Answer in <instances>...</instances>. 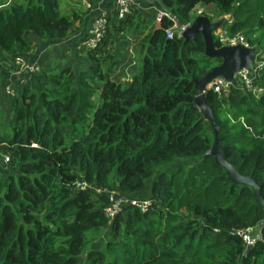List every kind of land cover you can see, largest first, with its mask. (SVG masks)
I'll return each instance as SVG.
<instances>
[{"label":"trees","instance_id":"trees-1","mask_svg":"<svg viewBox=\"0 0 264 264\" xmlns=\"http://www.w3.org/2000/svg\"><path fill=\"white\" fill-rule=\"evenodd\" d=\"M62 1L2 3L0 65L32 50L28 32L55 42L71 35L85 15L64 11ZM141 1H159L182 25L198 5H215L219 18L234 17L232 34L254 47L264 32V0ZM171 27L163 19L147 36L128 86L113 81L111 70L92 69L80 81L68 69L37 74L38 92L27 88L24 104L15 103L12 136L0 134V155L11 154L9 171L0 172V264H264V227L247 254L234 233L257 228L264 206L209 155L213 128L195 104V80L222 60L205 55L202 35L168 39ZM206 99L227 161L254 178L264 200V96L233 88L229 97L209 91ZM83 181L123 194L144 192L152 181L153 207L142 213L126 205L110 226L109 197L76 190ZM105 233L112 241L101 245Z\"/></svg>","mask_w":264,"mask_h":264},{"label":"crops","instance_id":"crops-1","mask_svg":"<svg viewBox=\"0 0 264 264\" xmlns=\"http://www.w3.org/2000/svg\"><path fill=\"white\" fill-rule=\"evenodd\" d=\"M12 1H14V0H0V6L2 5L3 2L9 3ZM15 1L23 3L26 0H15ZM63 2L64 1H62V8H63ZM73 2H75L76 5L79 6V8H81L82 14H84L85 16L83 18V21H76L75 30L71 33V35L67 39L55 42V41L48 40L46 38H39L34 33L28 32L25 35V39L29 44H31L32 50L28 53L18 52V53L14 54L10 57H7L4 64L0 65V107H1L4 115L6 116V119L8 121L11 120V124H12V119L14 116L13 106L15 105L16 102H18L21 106L24 104L23 96H24L26 89L30 88L32 90V92H34V93L38 92L37 91L38 86L32 85L30 83V79L36 75H30V72L26 68L18 66L15 62L16 59L19 58V59L24 60L26 66L40 67V68L43 67V72H42V68H41V72H39V74H41V73H42V75H45V73L47 74V72H45L44 70L46 69V62H49V63L51 62L49 60H51L52 53H55L58 51L61 52V49L64 47L67 49L68 55L70 54L68 49L74 48V50L76 51L75 48H78L77 44L79 43L80 38L83 37L87 33L91 23L93 22L94 17L100 11L107 12L109 14V17H111V15H113V14L115 15L114 17H115V20L117 21L115 24L117 25L116 27L118 28V32L124 33L125 31H127L129 29V28L121 26L122 20H120L118 18L117 14H116V10H115L116 0H95L92 3L94 6L93 11L87 10L86 1L81 2L79 0H73ZM199 6H204V8L197 9ZM209 6H214L216 8V12H214V14L217 16V20H215V19L211 20L212 18H210L208 16L207 17L212 22L220 21L219 10L215 5H206V4L198 5L196 7V9L193 11V15L195 16V18L197 19L198 17L206 16V15H197V10L201 9L206 13L205 9L208 8ZM164 10H165L164 7L162 6V4L159 1L142 2L141 0H136V12L132 13V16H131L132 20L130 22V28H135L136 30L140 29L141 32H143L147 38V36L151 32H154V31L162 28V22L160 24L156 18V24L154 26L153 25L148 26L147 32H144L143 29L140 26H138L142 22L145 23V19L142 20L141 18L142 17H145V18L150 17L151 18V16H153V15H151L152 11L156 15L157 12L164 11ZM87 11H89V12H87ZM114 17H113V19H114ZM226 17H228V16H224V17H222V19H224V18L226 19ZM76 31H78V32L76 33ZM216 31H214L213 34H215ZM257 35H258V38H259V36L262 37V35H264V32L262 30H258ZM62 45H63V47L61 48ZM120 45H128V43L124 42V43H120ZM120 47L122 48V46H120ZM141 57H142V53L139 50V58H140L139 68H138L137 73L132 75V79L135 75L138 74V72L141 68ZM63 58H64V56H63ZM113 64H114L113 66L116 65V63H113ZM122 64H125V63H122ZM68 67L63 69L61 72L69 69L73 73H75L77 78H79L82 75V74H76L77 72L75 70H73L72 68H68ZM135 67L136 66L132 65L127 70V72H126L127 79L131 78L132 70L135 69ZM93 68H95V67H93ZM117 69H118V72L114 75H113L114 72H112V68L107 69L104 73H106L108 70H111L110 71L111 72V79L113 81H115L119 84H123L125 86H128L132 82V79L126 81V79L123 77L122 73L125 70V66H117ZM112 76H113V78H112ZM77 82L80 85V81L78 80ZM98 85H100V87H102L100 82L98 83ZM0 119H1L0 120V123H1L3 118L1 117ZM11 124L7 125V123H6L3 126H0V134L3 133L7 137L10 138L12 136ZM3 156L4 155H0V172H2V171L8 172L9 170L5 166L6 164H5ZM120 194L122 195V197L124 199H126V201H128V203H130V201H134V200H136L138 202H144V201L151 200L150 199L151 189L149 190V192H147L145 190L144 192L137 193V194H123V193H120Z\"/></svg>","mask_w":264,"mask_h":264},{"label":"built area","instance_id":"built-area-1","mask_svg":"<svg viewBox=\"0 0 264 264\" xmlns=\"http://www.w3.org/2000/svg\"><path fill=\"white\" fill-rule=\"evenodd\" d=\"M115 9L118 18L122 21L127 20L129 16L132 14L133 9L136 8V0H116ZM86 7L89 11L94 10V6L92 3L87 2ZM203 10L197 11V15H202ZM109 14L105 11H100L93 19L87 33L80 38L79 43L77 44L79 49H87L90 52L96 50L100 47L106 38L107 28L109 24ZM156 18L158 22L161 24L163 19H169L172 22V27L166 30L167 37L169 39H174L175 37H182V29L179 22L167 11H160L156 13ZM232 21H230V17H226V23L218 29L215 33L218 42L221 47L224 46H244L246 48H252V44L249 42L247 36L243 33H237L235 35H231V30L229 27L231 26ZM189 24L188 26H190ZM256 48V47H255ZM258 49V48H257ZM16 64L23 68H26L30 75L35 73L39 74L40 68L26 66L25 61L22 59H17ZM264 75V56L263 53L256 54L254 62L252 64L251 70L245 68L234 76V82H226L223 79L214 80L209 88L214 93L218 94L220 98L229 97L233 88H238L242 92L251 93L256 100H260L261 95L264 94V84L261 83L262 77ZM242 123L245 124V121L242 120ZM246 126V125H245ZM4 161L7 163V166L10 165L11 154H5ZM76 190H94L97 194L105 193L110 199V205L105 210V214L109 218L110 226L113 224L116 216L121 213L122 209L126 205H134L137 206L141 211L147 212L150 208L153 207V202L151 200L138 202L136 200L126 201L122 197V195L118 191L104 192L101 188L88 184L87 182H79L75 186ZM252 229L241 230L234 232L238 236H240L246 245V251H249L256 245L257 238L252 235ZM263 239V237H262Z\"/></svg>","mask_w":264,"mask_h":264},{"label":"rangeland","instance_id":"rangeland-1","mask_svg":"<svg viewBox=\"0 0 264 264\" xmlns=\"http://www.w3.org/2000/svg\"><path fill=\"white\" fill-rule=\"evenodd\" d=\"M63 9L64 11H69L70 13L71 11H79L82 13L81 8H79V6L76 5L75 2H73V0H63ZM199 8H204V6H199L197 9ZM201 10V9H200ZM199 11V10H197ZM206 13L204 15L212 18L213 20H217V16L214 14V12H216V8L214 6H209L208 8L205 9ZM89 12V11H87ZM133 12H136V8L133 10ZM151 18H145L142 17L141 19L144 20L145 19V23H140L138 26H140L144 32H147V27L148 26H154L156 24V15L155 13H153V11L151 12ZM115 15H111L110 19H109V24H108V28H107V40L108 43L106 46H103V44L98 47L96 50H93L92 52H90L87 49H79L75 48L76 51L74 50V48H70L68 49L70 54H67V49L63 47V45L61 46V52H55L52 53V57H51V61L46 62V69L44 70L45 72H47V74L45 73V75H51L53 76L54 74H60L61 71L65 68H72L73 70H75L77 73L76 74H82L79 79L80 81H82V79L84 78L85 80L89 77H87V74L90 75L92 68L95 67L96 69L99 68L100 71H102L103 73L107 70L112 68V72L113 75L116 74L118 72L117 66H125V70L123 71V77L126 79V81L131 80L132 79V75L136 74L139 68V63H140V58H139V50L140 52H142V45L145 43L146 40V36L143 32H141V30H136L135 28H130V25L128 26V30L125 31L124 33L118 32V28L116 27L117 25L115 24L117 21L115 20ZM132 16V14L130 15ZM129 16V17H130ZM227 16V15H226ZM114 17V19H113ZM224 17V16H223ZM220 20L222 19V17L219 18ZM129 18L126 20L128 21ZM196 20V18H194L193 22ZM78 31H76L77 33ZM256 37V36H255ZM254 37V44H256L258 47V50H261V53H263L264 55V38L263 35L262 37L259 36V40H255ZM128 43V45H120V43ZM74 46V45H73ZM122 46V48L120 47ZM125 46V47H124ZM123 49V50H122ZM64 56V58H63ZM121 62V63H120ZM113 63H116L115 66H113ZM125 63V64H122ZM136 66L135 69L132 70V74H131V78L127 79L126 77V72L127 70L132 66ZM91 66V67H90ZM40 68V67H39ZM42 68V72H43V67ZM40 68V70H41ZM93 68V69H95ZM133 68V67H132ZM131 68V69H132ZM48 70V71H47ZM115 70V71H114ZM54 73V74H53ZM84 74V75H83ZM86 74V75H85ZM42 75V73H41ZM113 78V76H112ZM30 83L32 85H37L38 86V82L36 80V76H33L30 79ZM76 86H79V83H76ZM38 91V88H37ZM256 103V102H254ZM3 118L0 126H3L4 124L7 123V125L11 124V120L8 121L6 119V116L4 115V113L2 112V109L0 107V118ZM256 121L258 123H260V118L255 117ZM1 120V119H0ZM3 123V124H2ZM209 129V133L213 136V131ZM215 140V137H214ZM11 166V164L9 165ZM7 166V167H9ZM10 168V167H9ZM159 181V180H158ZM153 182L150 181L148 183V187H147V192H149V190L152 187ZM142 213H144L142 211ZM110 228V227H109ZM108 231H110L108 229ZM109 233V232H107ZM105 233L101 236L100 238V243L101 245H104L107 241H112V234L109 236L108 238V234ZM86 260L85 258L81 259V264H85Z\"/></svg>","mask_w":264,"mask_h":264},{"label":"water","instance_id":"water-1","mask_svg":"<svg viewBox=\"0 0 264 264\" xmlns=\"http://www.w3.org/2000/svg\"><path fill=\"white\" fill-rule=\"evenodd\" d=\"M226 19H221L218 22H212L207 16L198 17L191 26L185 28L183 38L186 43L195 40L199 35H202L205 41L206 50L205 55L211 59H220L222 63L210 69L202 78L195 80L197 90V97L195 99L196 106L201 110L204 118H206L213 128L214 144L209 152V155L215 157L216 162L223 166L232 181L237 184L249 185L254 189L256 200L264 206V200L261 195L260 186L255 182L254 178L249 176H242L235 168L233 163L227 161L224 152V145L222 139L221 126L216 121L214 113L207 102L206 94L208 93V86L217 79H223L226 82H234V76L238 71L248 68L251 70L252 64L258 52L257 48H245L243 46H224L218 48L216 46L213 33L222 27ZM264 221H262L257 228H253L252 235L257 241L262 240V229ZM249 251L246 252V254Z\"/></svg>","mask_w":264,"mask_h":264},{"label":"bare ground","instance_id":"bare-ground-1","mask_svg":"<svg viewBox=\"0 0 264 264\" xmlns=\"http://www.w3.org/2000/svg\"><path fill=\"white\" fill-rule=\"evenodd\" d=\"M116 10V9H115ZM133 13V12H132ZM205 14V12L203 11V14L202 15H204ZM227 16H229L230 17V21H232V23H231V26L229 27V30H231L232 28H233V25L235 24V20H234V17L232 16V15H227ZM176 19V18H175ZM177 20V19H176ZM126 21V20H125ZM178 21V20H177ZM179 22V21H178ZM192 23L193 22H191L190 24L192 25ZM179 24H180V22H179ZM181 25V27H184V29H182V37L181 38H183V32H184V30H185V28H187V27H189L188 25L189 24H187V25H182V24H180ZM190 25V26H191ZM218 31V30H217ZM216 31V32H217ZM215 32V33H216ZM239 33H241V32H239ZM231 35H235V34H232V31H231V33H230ZM237 34V33H236ZM215 35V34H214ZM107 36V35H106ZM215 37H216V35H215ZM178 38H180V37H178ZM106 39V38H105ZM169 39V38H168ZM217 39V38H216ZM170 40H172V39H170ZM218 40V39H217ZM249 40V39H248ZM249 42L251 43V41L249 40ZM252 44V43H251ZM244 47V46H243ZM256 47V46H255ZM254 46H252V48H255ZM246 48V47H245ZM258 54H260L261 53V50H258V52H257ZM17 61V59L15 60V62ZM39 68V67H38ZM243 70V69H242ZM241 71V70H240ZM39 72H41V70L39 71ZM239 72V71H238ZM33 75H37V73H35V74H33ZM209 91H211L210 90V88H209V86H208V92ZM214 92V91H213ZM262 96H264V94H262L261 95V97ZM7 164V163H6ZM109 225H110V222H109Z\"/></svg>","mask_w":264,"mask_h":264}]
</instances>
